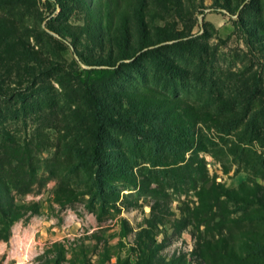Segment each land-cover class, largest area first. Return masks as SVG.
<instances>
[{
    "label": "rangeland",
    "instance_id": "obj_1",
    "mask_svg": "<svg viewBox=\"0 0 264 264\" xmlns=\"http://www.w3.org/2000/svg\"><path fill=\"white\" fill-rule=\"evenodd\" d=\"M0 4L27 48L47 61L28 70L30 74L22 65L12 67L0 82V138L9 132L21 142L37 133L49 139L37 156L38 186L14 196L16 204L35 202L37 213L14 222L9 240H0V264H37L35 257L47 245L73 243L91 233L112 246L127 244L132 235L121 238L120 223L126 220L133 230L140 226L149 216L153 191L176 217L187 215L195 205L192 185L181 183L170 169L178 151H148L152 144L144 135L108 130L126 179L112 173L105 177L101 170L96 180L93 167L79 165L69 141L72 132H83L81 122L92 96L166 94L211 111L219 124L195 127L207 148L199 156L208 177L229 190L248 178L264 187V0H105L106 5L92 9L75 0ZM100 54L106 57L104 67L90 63ZM144 124L139 126L147 128ZM250 132L260 137L251 142ZM142 179L147 187L139 185ZM63 185L78 197L60 206L54 196ZM214 206V222L224 216L221 234L245 256L254 253L257 247L245 246L244 236L248 230L264 232L259 216L251 207L229 200ZM191 231L188 227L180 237L167 231L162 253L190 252ZM200 231V237H206L203 227ZM119 254L123 258L125 251ZM87 259L98 264L94 254ZM252 262L264 264V253ZM105 264H116V258Z\"/></svg>",
    "mask_w": 264,
    "mask_h": 264
},
{
    "label": "trees",
    "instance_id": "obj_2",
    "mask_svg": "<svg viewBox=\"0 0 264 264\" xmlns=\"http://www.w3.org/2000/svg\"><path fill=\"white\" fill-rule=\"evenodd\" d=\"M80 1L86 9H92L94 5H106L105 0L92 4L89 0ZM108 9V8H106ZM109 10L106 11V14ZM11 15L4 14V8L0 4V82L2 83L11 68L23 66L27 73L34 67H43L45 59L40 52L27 48L20 38L18 30ZM141 31L144 22L139 23ZM105 31L108 33L107 26ZM103 30V28H102ZM111 41H116L111 39ZM100 42V41H99ZM98 42V47L103 44ZM108 59L111 57L107 56ZM95 66L104 67L106 57L104 54L97 56ZM83 63L84 60L80 59ZM29 63H34L29 66ZM27 67V68H26ZM30 70V71H28ZM1 87V86H0ZM146 121L147 128L139 126ZM219 124V119L211 111L200 110L166 94L159 97H145L140 94L117 92L101 98L91 97V106L87 118L81 122L83 132H72L75 136L69 141L70 149L81 167H93L96 180L102 170L106 177L109 173L118 178H128L118 160V155L113 146V138L110 129H121L128 133L144 135L151 141L154 153L167 150L176 153L177 158L171 165L175 176L181 178V183L188 182L195 191L196 203L187 215L176 217L169 205L162 199L158 191H153L152 202L149 206V216L136 229H132L126 220L120 223L121 238L132 235L129 243L119 241L112 246L107 240L97 233H91L86 238H78L73 243L53 242L44 251L35 257L37 264H92L88 255L94 254L98 264L109 263L112 257L116 258V264H253L252 259L264 253V232L248 230L244 236L245 246L253 245L254 253L248 252L245 256L238 250L234 243L221 234L224 216L214 222V204L225 203L229 200L234 203H242L252 208L264 223V187L255 180L248 178L237 189L229 190L215 179L208 177L203 158L199 155L207 152L206 145L202 141L201 130H195L197 125ZM135 129H147L146 132H132ZM210 129V128H208ZM0 138V240L7 242L10 237V228L13 223L27 215L37 213V204H16L15 194L27 195L39 183L38 154L47 146L48 137L37 133L29 140L19 141L9 132ZM250 132L249 137L258 139L260 134ZM260 133V132H258ZM68 147V143H67ZM69 148V147H68ZM176 151V152H174ZM177 174V175H176ZM132 181L137 185L136 179L131 174ZM141 187H147L148 182L142 179ZM101 187H98L100 190ZM78 192L61 186L54 196L56 204L63 206L74 202ZM219 209H223L222 206ZM224 210V209H223ZM222 210V211H223ZM188 227L192 229L190 236L193 239V249L188 253H176L170 256L164 255V245L167 231L171 236L182 234ZM203 233L206 237L201 238ZM215 232L217 234H215ZM93 244H86V241ZM250 245V246H249ZM125 251L124 257L120 254Z\"/></svg>",
    "mask_w": 264,
    "mask_h": 264
}]
</instances>
